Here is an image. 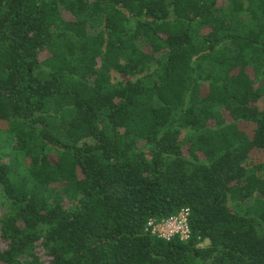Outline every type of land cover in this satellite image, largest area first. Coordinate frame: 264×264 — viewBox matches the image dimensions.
I'll use <instances>...</instances> for the list:
<instances>
[{
	"label": "trees",
	"instance_id": "16d2710c",
	"mask_svg": "<svg viewBox=\"0 0 264 264\" xmlns=\"http://www.w3.org/2000/svg\"><path fill=\"white\" fill-rule=\"evenodd\" d=\"M0 196V264H264V0H0Z\"/></svg>",
	"mask_w": 264,
	"mask_h": 264
},
{
	"label": "built area",
	"instance_id": "2783aa9c",
	"mask_svg": "<svg viewBox=\"0 0 264 264\" xmlns=\"http://www.w3.org/2000/svg\"><path fill=\"white\" fill-rule=\"evenodd\" d=\"M189 217V209H181L177 214L169 218L149 220L146 227L151 235L166 241L175 238H178L180 241H188L191 236Z\"/></svg>",
	"mask_w": 264,
	"mask_h": 264
},
{
	"label": "rangeland",
	"instance_id": "374dc122",
	"mask_svg": "<svg viewBox=\"0 0 264 264\" xmlns=\"http://www.w3.org/2000/svg\"><path fill=\"white\" fill-rule=\"evenodd\" d=\"M222 2H223V0H219V5L221 6L222 5ZM240 127L243 129V130H245L247 133H251V130H252V125H250V124H241L240 125ZM257 155H255V157H256ZM2 206H1V196H0V215L2 214ZM205 245H207V242H205L204 244H203V247L205 246Z\"/></svg>",
	"mask_w": 264,
	"mask_h": 264
}]
</instances>
